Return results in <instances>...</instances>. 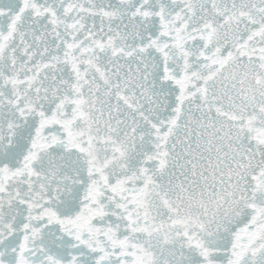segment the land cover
<instances>
[{"label":"snow or ice","instance_id":"obj_1","mask_svg":"<svg viewBox=\"0 0 264 264\" xmlns=\"http://www.w3.org/2000/svg\"><path fill=\"white\" fill-rule=\"evenodd\" d=\"M0 264H264V0H0Z\"/></svg>","mask_w":264,"mask_h":264}]
</instances>
